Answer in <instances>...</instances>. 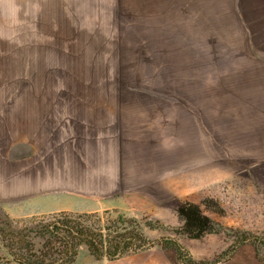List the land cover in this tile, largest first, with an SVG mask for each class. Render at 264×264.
Wrapping results in <instances>:
<instances>
[{
  "label": "rangeland",
  "instance_id": "rangeland-1",
  "mask_svg": "<svg viewBox=\"0 0 264 264\" xmlns=\"http://www.w3.org/2000/svg\"><path fill=\"white\" fill-rule=\"evenodd\" d=\"M263 114L264 0H0V221L122 215L170 264H264Z\"/></svg>",
  "mask_w": 264,
  "mask_h": 264
},
{
  "label": "trees",
  "instance_id": "trees-1",
  "mask_svg": "<svg viewBox=\"0 0 264 264\" xmlns=\"http://www.w3.org/2000/svg\"><path fill=\"white\" fill-rule=\"evenodd\" d=\"M177 213L189 238L201 239L215 231V224L196 205L183 203ZM4 217L0 262L5 263L75 264L82 247L96 260L114 261L155 246L142 236L135 220L122 215L106 225L98 214L61 212L27 221Z\"/></svg>",
  "mask_w": 264,
  "mask_h": 264
},
{
  "label": "crops",
  "instance_id": "crops-1",
  "mask_svg": "<svg viewBox=\"0 0 264 264\" xmlns=\"http://www.w3.org/2000/svg\"><path fill=\"white\" fill-rule=\"evenodd\" d=\"M255 131H252V132H255ZM257 135L259 136L257 140H255L252 145H249L248 147L244 148V150L249 151V155L247 157L252 158L253 156H255L256 149H257V151H259L258 156L261 157L260 159H263L261 164H263L264 166V114L262 115V119L258 125ZM255 146H256V149L254 151L253 148H255ZM230 172L231 170L229 168L222 167V174L225 175L227 173L226 176H229ZM257 178L259 180L264 181V169L259 171ZM165 256L166 255H164L163 253L158 252L157 249H150L148 251L138 252V253L128 255L126 256V258L124 259L122 258L118 260L117 262H111L110 264H170V262L166 259ZM95 264H104V263L95 262Z\"/></svg>",
  "mask_w": 264,
  "mask_h": 264
}]
</instances>
